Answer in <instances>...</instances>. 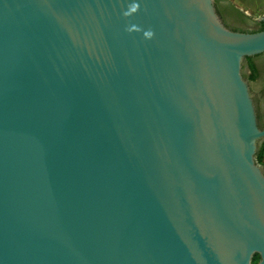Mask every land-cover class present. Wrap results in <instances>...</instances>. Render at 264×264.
Instances as JSON below:
<instances>
[{"label":"water","instance_id":"95a60500","mask_svg":"<svg viewBox=\"0 0 264 264\" xmlns=\"http://www.w3.org/2000/svg\"><path fill=\"white\" fill-rule=\"evenodd\" d=\"M263 51L214 0H0V264H264Z\"/></svg>","mask_w":264,"mask_h":264},{"label":"trees","instance_id":"16d2710c","mask_svg":"<svg viewBox=\"0 0 264 264\" xmlns=\"http://www.w3.org/2000/svg\"><path fill=\"white\" fill-rule=\"evenodd\" d=\"M215 8L219 14L223 23L234 30L240 31H256L264 29V17L262 19H253L239 9L231 0H214ZM262 56L264 58V51L254 55L246 56L248 60V73L246 75L250 80H256L260 71L256 62H254V57ZM264 99V88L262 92L257 96L255 105H258L257 118L259 126L264 128V107L261 108L260 101ZM255 101V100H254ZM258 163L264 166V138L260 140L258 149L255 154ZM259 260V254L256 252L252 256V264H257Z\"/></svg>","mask_w":264,"mask_h":264},{"label":"crops","instance_id":"0c3cea01","mask_svg":"<svg viewBox=\"0 0 264 264\" xmlns=\"http://www.w3.org/2000/svg\"><path fill=\"white\" fill-rule=\"evenodd\" d=\"M239 9L253 19L264 16V0H231Z\"/></svg>","mask_w":264,"mask_h":264},{"label":"rangeland","instance_id":"374dc122","mask_svg":"<svg viewBox=\"0 0 264 264\" xmlns=\"http://www.w3.org/2000/svg\"><path fill=\"white\" fill-rule=\"evenodd\" d=\"M254 62H256L258 65V68L260 71L259 77L256 80H250V79H248V77L246 75L243 74L247 78V80L249 81L253 96H254V91L258 90V88L260 87L262 82L264 83V58H262V56H256V57H254ZM242 72L245 74L248 73V60L247 59H244V62L242 65ZM260 103H261V106L264 105L263 100H261Z\"/></svg>","mask_w":264,"mask_h":264},{"label":"flooded vegetation","instance_id":"af4514ba","mask_svg":"<svg viewBox=\"0 0 264 264\" xmlns=\"http://www.w3.org/2000/svg\"><path fill=\"white\" fill-rule=\"evenodd\" d=\"M256 65H257V63H256ZM258 66V65H257ZM263 88H264V83L262 82V84L260 85V87L258 88V90H255L254 91V100H255V102H256V99H257V96L259 95V93L260 92H262V90H263ZM263 101H264V99H263ZM264 107V105L263 106H261V108H263ZM258 105H257V103H256V111L258 112ZM259 120V119H258Z\"/></svg>","mask_w":264,"mask_h":264},{"label":"clouds","instance_id":"9594fccd","mask_svg":"<svg viewBox=\"0 0 264 264\" xmlns=\"http://www.w3.org/2000/svg\"><path fill=\"white\" fill-rule=\"evenodd\" d=\"M125 14H127V13H125ZM143 34H144L146 37H149V38L153 35V33L151 32V30H147V31H145Z\"/></svg>","mask_w":264,"mask_h":264}]
</instances>
